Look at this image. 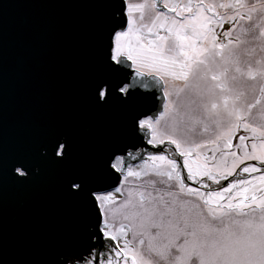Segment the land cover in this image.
<instances>
[{
  "label": "snow or ice",
  "instance_id": "1",
  "mask_svg": "<svg viewBox=\"0 0 264 264\" xmlns=\"http://www.w3.org/2000/svg\"><path fill=\"white\" fill-rule=\"evenodd\" d=\"M163 8L157 0L126 5L139 15L114 36L111 63L131 61L139 75L159 80L167 103L151 119L142 114L137 128L161 153L167 149L159 146H174L187 177L168 155H150L137 169L125 167L133 153L114 154L110 171L133 184L92 194L108 238L103 252L90 254L93 264L101 255L105 264H264V0H166ZM169 81L182 86L169 90ZM131 88L121 83L122 98ZM111 94L104 85L99 99ZM246 161L261 167H241ZM69 188L78 193L83 185L74 180Z\"/></svg>",
  "mask_w": 264,
  "mask_h": 264
},
{
  "label": "water",
  "instance_id": "2",
  "mask_svg": "<svg viewBox=\"0 0 264 264\" xmlns=\"http://www.w3.org/2000/svg\"><path fill=\"white\" fill-rule=\"evenodd\" d=\"M126 5L0 0V264L73 260L89 239L103 238L92 194L120 185L123 174L110 171L114 154L133 153L129 167L145 158L139 148L161 153L137 128L142 114L151 119L166 104L159 80L134 72L129 61L111 63L113 38L128 27ZM121 83L132 85L126 98ZM104 85L112 94L101 101ZM60 144L62 157L55 155ZM170 148L187 177L183 157ZM74 180L83 185L78 193L69 188Z\"/></svg>",
  "mask_w": 264,
  "mask_h": 264
},
{
  "label": "flooded vegetation",
  "instance_id": "3",
  "mask_svg": "<svg viewBox=\"0 0 264 264\" xmlns=\"http://www.w3.org/2000/svg\"><path fill=\"white\" fill-rule=\"evenodd\" d=\"M145 141L147 142V137H145ZM166 145H167L166 146L167 151L163 152V153H160V154L161 155H168L170 158H173V159L177 160V158L174 157V156H176V154L174 152H172V150L170 148V145L169 144H166ZM154 147H156V146H154ZM136 153H137V155L145 153V158L143 159V161H138V157H136L135 160H137V163L134 164V165L131 164L130 167L136 166V165L142 164V163L145 164L148 161V157L150 156V155L147 154L146 150L142 149V148L137 149ZM177 163H178V161H177ZM21 176H26V175H21ZM192 181L193 180H191V179H187V181L185 180V183L188 186H190V187H193V186L199 187L198 183H196V185H195L194 183H192ZM119 187L120 188H126L127 185H125L123 180H121V183H120ZM201 190H203V189H201ZM109 194H111V192H109ZM102 211H103V214H104V210L103 209H102ZM102 230H103V226H102ZM107 242H108V238H107V236H104V235H103V238L100 241L97 238L89 239L86 247H84L83 249H80L79 251H77L79 253L73 260L68 261V263H64V264H85V261H87L88 264H93L95 256L94 255H90V254L91 253H95V252H103V250H104L103 245L107 244ZM113 243H115V242H113ZM113 251H114V249H113ZM99 259H100V264H105L103 255H101Z\"/></svg>",
  "mask_w": 264,
  "mask_h": 264
},
{
  "label": "rangeland",
  "instance_id": "4",
  "mask_svg": "<svg viewBox=\"0 0 264 264\" xmlns=\"http://www.w3.org/2000/svg\"><path fill=\"white\" fill-rule=\"evenodd\" d=\"M126 1V3H127V5L128 4H134V3H144L145 2V0H125ZM166 2V0H161V3H159V6L160 7H162L163 8V4ZM171 2H173V3H176L177 2V0H171ZM216 2H219V0H216ZM248 2L249 3H251V2H254V0H248ZM160 10V9H159ZM160 11H164V10H160ZM167 10L165 9V12H166ZM222 14H223V12H224V10L223 9H220L219 10ZM146 14H148L147 12H146ZM134 15H136V16H138L139 14L138 13H129L128 11H127V17H128V27L127 28H131V26H132V24H131V21H132V19H133V16ZM229 27V25L228 24H226L225 25V29H227ZM225 29H219L218 31H223V30H225ZM237 31H239V29L237 28ZM120 32V31H119ZM118 32V33H119ZM117 33V34H118ZM116 34V35H117ZM234 35H235V33H233ZM115 53H114V49H113V55H114ZM130 63H131V61H129ZM132 64V63H131ZM132 68H133V71L134 72H136L137 73V70H136V66L135 65H132ZM144 71H146V70H144ZM148 76V75H147ZM249 83H251V82H249ZM182 86V82H180V81H175V82H173V81H169V83H168V88H169V90H171L173 87H181ZM166 103H167V101H166ZM166 105V104H165ZM255 109H253V112L255 113ZM241 134H245V133H243L242 131L240 132V133H238V135H241ZM234 143H238V140L237 141H234ZM205 152H207V149H205L204 150ZM178 152V151H177ZM219 157H220V154L219 153H217V161H219ZM229 160H231V158H229ZM251 163V165L253 164V163H259V161H246V164H250ZM245 164V165H246ZM144 166V163H142V164H138V165H136V166H132L133 168H137V169H139V168H141V167H143ZM242 166H244V165H241V167ZM257 167H259V166H257ZM186 169V168H185ZM186 171H187V169H186ZM237 172L239 173V169L237 170ZM241 176H244L245 174H240ZM255 175V174H254ZM230 178V177H229ZM228 178V179H229ZM226 181L227 180H221V183H223V185H228V184H230V183H226ZM204 182H206V183H209L210 185H211V187L212 188H216L218 185H215V184H213L211 181H207V180H205ZM192 183H194L195 185H196V181H192ZM133 184V182L130 180L129 181V185H127V187L128 186H131ZM193 184V185H194ZM193 187H197V186H193ZM117 199L118 200H122L123 199V197H121V196H119V194H117Z\"/></svg>",
  "mask_w": 264,
  "mask_h": 264
}]
</instances>
